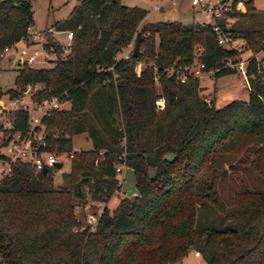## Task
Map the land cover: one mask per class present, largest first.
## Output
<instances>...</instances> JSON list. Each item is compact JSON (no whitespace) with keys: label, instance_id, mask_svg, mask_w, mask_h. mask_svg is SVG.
Returning a JSON list of instances; mask_svg holds the SVG:
<instances>
[{"label":"trees","instance_id":"1","mask_svg":"<svg viewBox=\"0 0 264 264\" xmlns=\"http://www.w3.org/2000/svg\"><path fill=\"white\" fill-rule=\"evenodd\" d=\"M241 1L244 12L224 16L253 12L252 0ZM76 2L46 29L43 46L54 64L20 61L7 90L20 97L41 83L33 101L67 100V108L41 119L33 140L41 133L44 149L58 144L72 157L65 184L54 185L56 167L43 172L19 159L0 179V264H172L190 249L207 264H264V72L253 57L264 50V29L232 20L229 43L219 45L207 24L145 21L148 9L122 0ZM28 26L30 0H0V50L33 43ZM53 29L72 31L68 52ZM137 31L139 54L118 56ZM226 59H249L247 98L219 107L205 100L197 77L179 81V72L167 71L193 60L215 68ZM234 71L224 67L212 78ZM10 117L14 130H30L27 110ZM78 133L90 139L89 149H72ZM118 164L133 170L136 193L121 196L113 210L104 205L91 230L76 206L118 191Z\"/></svg>","mask_w":264,"mask_h":264},{"label":"rangeland","instance_id":"2","mask_svg":"<svg viewBox=\"0 0 264 264\" xmlns=\"http://www.w3.org/2000/svg\"><path fill=\"white\" fill-rule=\"evenodd\" d=\"M230 1V0H229ZM125 5L128 6H140L148 9V14L145 17V21H158V20H178L182 23H190L198 18V14L190 7L189 0H176L175 4H171L168 0H122ZM161 2V3H160ZM254 5L253 12L249 13L245 18H233V23L236 27L249 26L250 28L264 29V0H252ZM31 8L33 10V25L38 31L44 32L46 41V29L52 26L56 21L62 20L67 17L69 12L77 3L76 0H30ZM159 4L158 9H153L152 5ZM245 11V7H244ZM60 43H65V31H57L53 29L50 33ZM136 35V34H135ZM127 47L118 53L120 55H131L134 38ZM237 41H235L236 43ZM38 44H27L21 40L12 47L3 56H0V101L7 105L10 98L7 90L14 87V79L17 74V69L20 63L27 60L29 54L33 51ZM264 54V50L258 52V55ZM53 54H49L42 61V57L39 56L36 61V66H52ZM18 59H21L19 62ZM142 66L141 62L136 65L137 71L139 66ZM201 86V93L209 100L214 98L215 106L219 107L231 99L247 98L248 84L246 80L239 76L238 71H234L229 74L222 75L217 78L201 77L199 79ZM27 102L29 98H26ZM68 107L66 103L65 108ZM1 137V133H0ZM71 147L73 150H85L91 147V141L85 133H78L71 138ZM1 148V146H0ZM5 152V149H2ZM63 164L60 168H54L52 171L54 185L65 184L66 181L63 177V173L67 172L70 167V161L67 158H63ZM7 165L6 159L0 160V169ZM121 165L122 164H118ZM118 179L121 182L120 189L116 191L107 202L87 201L86 203L79 202L76 206V213L78 218H81L83 223L87 224V217L93 213L98 215L102 206H106L109 210H113L118 204L121 196L132 197L136 193L135 178L133 170L123 165L122 171L117 173ZM195 250L190 249L182 257V259L175 261L172 264H207L200 254L195 255Z\"/></svg>","mask_w":264,"mask_h":264},{"label":"built area","instance_id":"3","mask_svg":"<svg viewBox=\"0 0 264 264\" xmlns=\"http://www.w3.org/2000/svg\"><path fill=\"white\" fill-rule=\"evenodd\" d=\"M171 4H175L176 0H168ZM190 7L199 15L195 23L199 25H209L217 44L227 45L229 43L230 31L227 30L228 23L232 21V18L229 16H224L225 13L239 11L244 12V5L241 0H238L234 3L230 0H189ZM153 9H158L159 4L152 5ZM217 19H223L226 26H221L216 22ZM30 40L35 44H38V47H35L33 51L29 54L26 62L31 67H37L34 63L36 59L41 56L42 61L45 60L50 53L44 49V32L38 31L33 26H28ZM48 31H51L48 29ZM66 42L63 44V52H68L73 39V33L71 30L65 31ZM11 47L5 46L0 50V56H3L8 52ZM124 57H129L128 55H123ZM264 54L258 55L253 54V57L256 61V67L260 71L264 72ZM21 60V59H20ZM54 60V59H53ZM249 59H226L223 61L222 65L213 67H205L203 62L193 60V62L188 66L178 67V69L168 68L167 71L171 72L173 70L179 72L177 78L179 81H183L187 75H192L200 79L201 77L212 78L214 73L221 68H230L238 71L239 76L246 80V64ZM54 64V61H52ZM139 66V65H138ZM140 67V66H139ZM141 68V67H140ZM140 68L138 71H140ZM137 69V68H136ZM137 71V72H138ZM155 82L157 83V76L154 77ZM43 84L34 83L29 85L20 97H10L8 99L7 105L0 101V125L3 130L0 131V156L4 155L7 161V165L4 168L0 169V179L10 171L11 163L15 160H28L30 161L37 169L56 167L55 164L58 161H61L63 164V158L70 159L72 157V152H60L59 145H55L54 149L47 150L43 147L45 146V140L42 139L41 133L37 135L36 143L34 145L33 140V130L36 126L41 124V119L44 116L50 115L53 111H60L64 109L67 100L60 98L59 96H52L46 100L33 101L31 95L38 90L43 88ZM29 98L30 102L26 101V98ZM208 101L207 99H205ZM157 107L162 106V98L156 100ZM22 108L29 112V121H30V130L23 134L18 130H14V124L10 117L11 113L18 109ZM5 149V152L2 150ZM123 166V164H122ZM121 165H116L115 170L117 173L122 171ZM102 208L100 209L98 215L93 213L89 214L87 217V224L90 229L93 230L96 226L98 216L100 215ZM195 255L198 254L197 251L194 252Z\"/></svg>","mask_w":264,"mask_h":264},{"label":"water","instance_id":"4","mask_svg":"<svg viewBox=\"0 0 264 264\" xmlns=\"http://www.w3.org/2000/svg\"><path fill=\"white\" fill-rule=\"evenodd\" d=\"M222 1V0H221ZM140 41H141V33L140 31L136 32L135 38H134V43H133V48H132V55L133 56H137L139 54L140 51ZM18 62L20 61V59L17 60ZM56 168H60L62 166V162L58 161L55 164ZM43 172L47 171V168H43L42 169ZM86 177H80L79 180L77 181V186L85 179Z\"/></svg>","mask_w":264,"mask_h":264},{"label":"crops","instance_id":"5","mask_svg":"<svg viewBox=\"0 0 264 264\" xmlns=\"http://www.w3.org/2000/svg\"><path fill=\"white\" fill-rule=\"evenodd\" d=\"M160 3H161V2H160ZM157 4H158V3H157ZM159 6H160V5H159ZM33 27H34V25H33ZM49 27H51V26H49ZM107 201H108V200H107ZM107 201H106V202H107ZM102 207H103V206H102Z\"/></svg>","mask_w":264,"mask_h":264}]
</instances>
